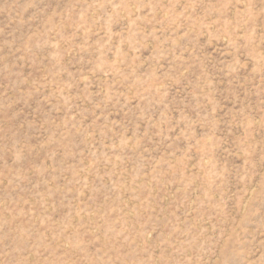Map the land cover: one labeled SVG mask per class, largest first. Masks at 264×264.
I'll return each mask as SVG.
<instances>
[{"label": "rangeland", "instance_id": "obj_1", "mask_svg": "<svg viewBox=\"0 0 264 264\" xmlns=\"http://www.w3.org/2000/svg\"><path fill=\"white\" fill-rule=\"evenodd\" d=\"M0 264H264V0H0Z\"/></svg>", "mask_w": 264, "mask_h": 264}]
</instances>
